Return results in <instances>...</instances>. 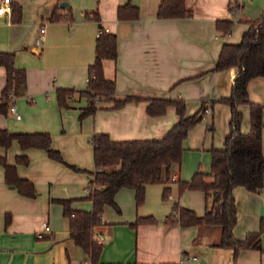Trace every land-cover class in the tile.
<instances>
[{
	"label": "crops",
	"instance_id": "0c3cea01",
	"mask_svg": "<svg viewBox=\"0 0 264 264\" xmlns=\"http://www.w3.org/2000/svg\"><path fill=\"white\" fill-rule=\"evenodd\" d=\"M63 1L69 5L61 7ZM128 1L10 0L12 7H21L20 20H13L12 10L0 14V52H13L16 66L26 71V93L13 98L17 113L9 109L7 114H0V129L48 132L52 146L66 163L81 169L50 158L44 149L24 150L17 141L8 148L0 145V156L10 164H17L19 155L28 156L29 163L17 164V172L32 181L40 193L37 198L22 196L6 183L5 169L0 165V264H91L70 239L63 206L53 200H72L73 210L92 211L89 171L96 166L90 138L96 133H107L115 141L163 138L179 117L174 106L162 115L149 114V100L155 98L182 99L189 114L203 101L216 103L205 115L206 121L190 130L171 183L149 184L145 203L139 208L134 189L124 187L117 192L121 213L107 209L105 224L94 230L102 246L98 264H264V228L260 250H241L236 255L231 249L215 246L220 237L216 229L183 227L173 214L175 204L199 217L205 214V193L191 189L181 192V182L190 181L199 170L210 172V150L224 145L230 107L218 100L231 94L237 68L213 69L223 44L241 41L249 22L264 10V0H186L191 15L181 18H159L162 0H131L139 7V18L119 20L118 8ZM56 6L63 18L51 21ZM96 10L100 21L86 18L87 12ZM220 20L234 21L224 37L217 30ZM100 26L118 38L117 59L103 61L105 76L115 81L116 97L140 100L120 108H113V102L103 104L105 108L78 121L87 100L75 97L70 108H61L56 89L87 87ZM5 85L6 69L0 65V97ZM248 92L252 102L264 105V75L250 80ZM240 109L242 130L248 132L250 107L243 104ZM214 123L220 131L216 140L210 129ZM169 194L173 200L168 199ZM234 197L238 211L234 236L244 240L264 226V186L260 192L236 187ZM139 218L151 221L133 226ZM46 226L49 232H45ZM39 233H43L42 238ZM188 256L198 259L189 261Z\"/></svg>",
	"mask_w": 264,
	"mask_h": 264
},
{
	"label": "trees",
	"instance_id": "16d2710c",
	"mask_svg": "<svg viewBox=\"0 0 264 264\" xmlns=\"http://www.w3.org/2000/svg\"><path fill=\"white\" fill-rule=\"evenodd\" d=\"M51 21H59L61 8L55 7ZM21 7H12L13 20H20ZM18 13L15 16V14ZM159 18H181L191 15L186 0H162L157 13ZM119 20L139 18V7L129 0L118 8ZM86 18L100 21L98 10L87 12ZM234 25L233 20L217 21V30L226 36ZM118 56L117 35L99 28L95 44V59L88 68V83L85 89L58 87L57 101L61 108H70V101L85 98L87 104L80 108V119L93 115L103 104L113 102V108H120L128 102L140 98L126 96L116 97V84L104 74L103 61L116 60ZM0 65L6 69V85L0 97V114H7L13 98L26 93V71L15 64L13 52H0ZM237 68L231 94L218 100L230 107L229 132L222 148L210 150L212 164L210 172L197 171L190 181L181 182V192L186 189L200 190L205 193L206 211L199 217L194 211L173 207L174 218L183 227L198 226L202 228H220V237L216 247L231 249L237 255L241 250L261 249V230L250 233L246 239L238 240L234 236L237 223V205L234 197L236 187H244L252 192H260L264 186V105L252 102L249 98L248 84L254 77L264 75V10L260 16L249 22L237 44L225 42L213 71H225ZM147 111L151 115H162L169 106H174L179 117L177 123L161 139L115 141L107 133H96L90 138L96 169L89 171L92 176L89 182V199L92 211H77L71 208L72 200H53L64 208V217L70 224V239L86 254L91 264H98L102 246L94 237L95 228L104 225L102 217L107 209L121 213L116 203V194L121 188L135 190L137 208L146 200V188L153 183H171L173 169L182 162L185 150L184 141L188 134L208 113L213 110L215 101H203L198 109L189 114L184 100L151 99ZM250 107V130H242L243 112L240 106ZM210 129L213 131L214 126ZM17 141L21 148L44 149L48 156L64 163L74 170H81L69 165L60 151L52 146V136L48 132L12 133L0 129V145L5 148ZM16 163L28 164L26 155H19ZM17 164L8 163L0 156V165L5 169L6 183L12 185L22 196L37 198L40 193L34 183L18 175ZM165 196L169 193L166 188ZM151 221L150 218H139L133 226ZM9 217H7V223Z\"/></svg>",
	"mask_w": 264,
	"mask_h": 264
},
{
	"label": "built area",
	"instance_id": "2783aa9c",
	"mask_svg": "<svg viewBox=\"0 0 264 264\" xmlns=\"http://www.w3.org/2000/svg\"><path fill=\"white\" fill-rule=\"evenodd\" d=\"M11 10H12V6H11V3H10V0H3L2 3H1V5H0V14H1V15H2V14H5V13L11 11ZM44 33H45V28L42 27V28H41V34H42V36H43ZM10 111H11L12 113H17V112H16L15 104H11V106H10ZM208 112H210V109L208 110ZM16 116H17L18 118H20V114H16ZM168 199H169V200H173V197L170 196V194H169ZM102 220H103V224H104V223H105V216L102 217ZM49 231H50V228H49L48 226H46V227H45V232H49ZM38 236H39L40 238H42V237H43V233H39ZM197 259H198V258H197L196 256H188V257H187V260H189V261H190V260L196 261ZM169 264H186V262H185V261H179V262H177V263H169Z\"/></svg>",
	"mask_w": 264,
	"mask_h": 264
},
{
	"label": "rangeland",
	"instance_id": "374dc122",
	"mask_svg": "<svg viewBox=\"0 0 264 264\" xmlns=\"http://www.w3.org/2000/svg\"><path fill=\"white\" fill-rule=\"evenodd\" d=\"M205 117V116H204ZM83 119H80V117H78V121H82ZM206 121V119L205 118H203L197 125H199L200 123H202V122H205ZM196 127V126H195ZM227 127H228V132H229V123H228V125H227ZM213 133L215 134V140L216 139H218L219 138V134H220V131L218 130V127H217V125H216V123H214V130H213ZM217 231H221V229L220 228H215Z\"/></svg>",
	"mask_w": 264,
	"mask_h": 264
},
{
	"label": "water",
	"instance_id": "95a60500",
	"mask_svg": "<svg viewBox=\"0 0 264 264\" xmlns=\"http://www.w3.org/2000/svg\"><path fill=\"white\" fill-rule=\"evenodd\" d=\"M68 5H69L68 2H66V1H63V2L60 3V6L61 7H66ZM34 51H38V48L37 49H34Z\"/></svg>",
	"mask_w": 264,
	"mask_h": 264
}]
</instances>
